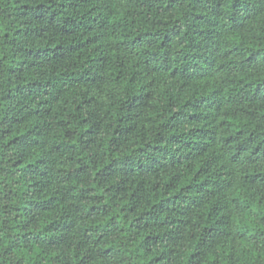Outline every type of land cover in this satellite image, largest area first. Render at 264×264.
I'll return each instance as SVG.
<instances>
[{
	"label": "trees",
	"instance_id": "1",
	"mask_svg": "<svg viewBox=\"0 0 264 264\" xmlns=\"http://www.w3.org/2000/svg\"><path fill=\"white\" fill-rule=\"evenodd\" d=\"M0 264H264V0H0Z\"/></svg>",
	"mask_w": 264,
	"mask_h": 264
}]
</instances>
